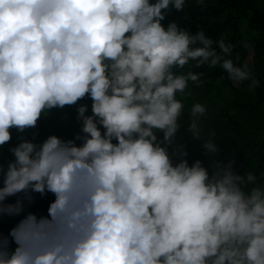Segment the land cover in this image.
Returning <instances> with one entry per match:
<instances>
[{"label":"clouds","instance_id":"obj_1","mask_svg":"<svg viewBox=\"0 0 264 264\" xmlns=\"http://www.w3.org/2000/svg\"><path fill=\"white\" fill-rule=\"evenodd\" d=\"M188 3L0 0V157L20 134L14 158H0V219L21 216L34 194L54 196L47 215L28 212L0 231V264H264V184L215 159L204 104L188 109L185 133L211 171L189 164L177 139L189 84L204 83L194 69L260 87L253 67L232 58L237 44L163 23ZM65 107L80 123L72 139L24 137Z\"/></svg>","mask_w":264,"mask_h":264},{"label":"trees","instance_id":"obj_2","mask_svg":"<svg viewBox=\"0 0 264 264\" xmlns=\"http://www.w3.org/2000/svg\"><path fill=\"white\" fill-rule=\"evenodd\" d=\"M203 10L189 0L185 12H175L167 16L163 22L165 25L175 21L180 27L188 29L195 34L199 28L213 39L224 36L227 42L238 46L233 51V59L240 54L238 64L247 61L253 67L256 78L260 80V87L249 91L247 81L234 84L227 79L223 70L209 69L204 66L194 71L203 72L201 87L195 88L189 84L191 96L184 97L185 109L180 119L182 125L177 139L186 142L189 164L194 160L204 161L209 167L210 161L203 154L201 142L192 139L185 133L188 119V109L194 103H202L207 107V115L201 118V126L206 136L210 131L215 133V141L221 149L215 157L225 163L234 159V170L243 175L246 170L254 172L257 182L264 184V0H205ZM241 40H247L254 44V50L249 53L238 44ZM180 98V97H178ZM81 103L88 105L91 114V101L84 100ZM76 108L65 107L54 109L47 117H42L36 129H30L24 135L32 139V133L37 132L34 143H41L49 135H57L64 139H72L80 130V123L76 120ZM18 134L12 132L11 144L5 145L2 150V158L5 166L14 157L8 151L9 147L19 143ZM162 136V134H160ZM79 143V141H77ZM209 171L211 168L209 167ZM15 197H10L7 202H14ZM54 199L51 193L41 197L34 194V202H25V213L32 212L37 216L47 215L49 203ZM4 216L0 219V231L5 235L21 218Z\"/></svg>","mask_w":264,"mask_h":264}]
</instances>
